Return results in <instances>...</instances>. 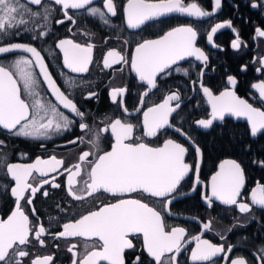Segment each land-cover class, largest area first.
I'll list each match as a JSON object with an SVG mask.
<instances>
[{
    "label": "snow or ice",
    "instance_id": "1",
    "mask_svg": "<svg viewBox=\"0 0 264 264\" xmlns=\"http://www.w3.org/2000/svg\"><path fill=\"white\" fill-rule=\"evenodd\" d=\"M93 4L94 0H50L48 4L44 0H0V56L17 52L27 54L18 56L10 63H0V130L16 137L39 139L53 130L66 131L76 124L82 135L68 140L67 144L79 145L83 142L89 145L87 150H81L76 162L68 166L56 156L48 160L37 158L31 164H3V174L8 182L0 184V191L13 198V207L6 219H0V264H29V261L30 264H52L51 255L31 258L29 245L35 242L41 247L45 246L44 237L51 233L43 224L30 220L25 211V205H32L36 193L45 184L60 187L55 183L56 176H52L51 181L41 179L51 172L67 174L65 190L74 201L98 200L105 195L113 199L110 203H94L91 209L75 220L63 223L62 231L51 234L53 239L71 237L93 241L84 245L82 254L77 243H70L67 250L72 254V264H180L179 257L186 251L192 264H264V245L252 253L253 260L233 258V245L225 247L214 244L202 239V234L189 238L184 227H170L165 222L164 213L171 215L170 206L177 197L190 194L179 191L182 182L191 175V192H195L201 184V148L182 127H176L170 120L181 106L179 91L169 92L161 103L147 107L142 112L139 124H133L124 116H106L102 126L93 129L85 121V113L67 92V89L78 86L75 80L65 79L66 90H62L37 47L28 43L5 42L10 32L17 36L21 31L37 32V22L41 19L44 23L39 24V28L43 30L39 31L38 36L32 35V39L47 36V22L57 8L73 25L76 21L68 14L69 9H86L89 15L99 17L107 25V17H115L120 7L116 0H101V6ZM213 5V12H209L196 2L185 4L184 0H126L123 15L128 29H141L150 21L174 13L197 19L209 17L221 8V0H213ZM250 7L264 11V0H250ZM55 22L63 24L65 21L60 19ZM222 28H232L236 33L231 46L238 50L242 41L231 21L212 26L206 34L208 44L219 47L213 37ZM69 31L72 29L69 28ZM255 33L257 37H264L261 28H256ZM197 38L198 31L191 25L174 27L156 39L137 42L130 60L121 52L108 50L103 65L108 68L114 63L130 64L131 70L148 90L157 89L158 77H167L172 71L188 75L187 69L177 66L180 61L194 58L206 66L209 58L197 46ZM54 47L62 54L63 67L71 73L89 71L93 44L82 45L73 39H60ZM49 52L56 55L54 50ZM108 58H111V62ZM260 64L264 67V58L260 59ZM241 70L246 71L247 66H242ZM61 75L64 73L61 72ZM41 78L55 102L42 95ZM198 82L211 106V112L209 118L195 121L196 125L209 129L214 121L223 122L226 116H231L244 118L252 137L264 135V110L236 94L237 81L233 76L227 77L231 88L219 95H214L202 81L192 83ZM252 87L264 99V82ZM126 92L124 87L113 88L110 99L122 113L130 116L123 99ZM95 96L96 92L89 91L84 98L92 99ZM147 96L148 91H144L139 101L141 107ZM173 101L176 102L174 106ZM61 108L78 120L70 118ZM138 128L141 130L139 135ZM166 129H174L192 144L196 157L194 164L185 159L188 149L173 139H165L158 146L146 142L145 138L157 137ZM104 139H110L109 149L103 147ZM4 146L5 141L0 140V149ZM3 155L0 153V156ZM252 163L264 168V160L254 159ZM245 184L242 164L235 159H225L211 176V195L203 192L201 198L209 209L218 201L223 205L235 206L243 214L252 212L253 206L264 210V183L257 182L251 189L247 197L249 202H244ZM48 194L47 191L42 193L45 197ZM60 211L66 209L60 208ZM31 214L36 216L34 207ZM202 226L205 231L213 230L211 221L203 222ZM221 239L225 237L221 236ZM193 241L195 247L189 250L187 245Z\"/></svg>",
    "mask_w": 264,
    "mask_h": 264
},
{
    "label": "flooded vegetation",
    "instance_id": "2",
    "mask_svg": "<svg viewBox=\"0 0 264 264\" xmlns=\"http://www.w3.org/2000/svg\"><path fill=\"white\" fill-rule=\"evenodd\" d=\"M44 2L48 4L50 0H44ZM116 2L120 6L118 14L115 17L109 15L107 17L109 24L107 25L103 24L99 17L89 15L86 9H69L68 14L76 21L73 25L57 8L47 22V36L32 39V35L38 36L39 31L43 30L39 28V24L44 23L41 19L37 22V32L21 31L18 36L14 32H10L5 42L28 43L37 47L45 57L49 71L62 90H66L65 79L75 80L78 86L67 89V92L70 93V98L77 103L80 110L85 113V121L93 129L102 126V121L106 116L114 118L124 116L133 124H139L142 121V112L147 107L161 103L169 92L179 91L181 106L172 114L170 120L176 127H182L183 131L188 133L201 148L203 153L199 173L201 184L197 186L195 192H191V175L182 182L179 191L190 194L177 197L170 206L171 215L164 213L165 222L170 227H184L189 238L202 234V239H207L214 244H222L225 247L233 245V258L244 257L247 260H253L252 253L260 245H264V210L253 206L252 212L243 214L235 206L223 205L218 201L209 209L201 198V194L207 192L208 195H211L210 180L218 170L219 163L225 159H235L242 164L245 170L244 202H249L247 197L251 189L257 182L264 183V168L252 163L254 159L264 160V135L258 134L256 137H252L249 134L247 121L235 117H225L223 122L214 121L213 126L209 129H203L196 125L195 121L209 118L211 106L202 95L200 83L193 84L192 82L202 81L203 85L209 87L214 95H219L220 92L231 88V85L227 83V77L233 76L237 81L234 89L236 94L254 107L264 110V99H261L259 92L252 87L253 84L264 82V67L260 64V59L264 58V37H257L255 33L256 28L264 30V11L259 8H251L250 0H221V8L209 17L197 19L174 13L162 17L160 20L150 21L141 29H128L123 15V5L126 4V0H116ZM190 2H196L203 9L213 12V0H184L185 4ZM92 6H101V0H94ZM60 19L65 22L57 24L55 21ZM227 21H231L242 41L238 50L231 46L236 36L232 28H222L214 35V43L219 47H213L206 40V34L212 26ZM182 25H191L197 29V46L209 58L206 66L192 59L184 61L177 66L187 69V76L172 71L171 75L167 77H158V88L152 90H148L146 85L135 78L131 72L130 64L114 63L111 67H104L103 59L108 50L114 49L121 52L130 60L137 42L142 39H156L171 28ZM69 28L72 31H69ZM60 39H73L82 45L89 43L94 45L92 63L89 65L87 73H71L63 67L62 54L54 47ZM125 40L128 41L127 44L124 43ZM49 50H54L56 55H51ZM20 55L27 54L19 52L6 54L0 56V63H10ZM108 59L111 62V58ZM244 65L247 66L246 71L241 70ZM36 71L38 74V69ZM201 71H203L202 76ZM61 72L64 73L63 76ZM119 87L127 89L123 99L131 113L130 116L122 113L117 104L110 99V91ZM40 91L43 96L53 99L46 85L43 84L42 78ZM89 91L96 92L97 96L85 99L84 97ZM144 91H148V96L144 97L141 107L139 101ZM53 102H55L54 99ZM175 103V101L172 102L173 106ZM60 110L70 118L78 120V118L72 117V114L67 110L62 108ZM140 132L141 130L138 128L137 135ZM81 135L76 124L66 131L56 132L53 130L49 132L48 136L39 139L16 137L5 130H0V140L5 141V146L0 149V153L4 154L0 156V184L8 182L3 174L5 162L31 164L37 158L48 160L50 157L56 156L58 159L64 160L65 166L75 163L81 150H87L89 145L83 142L79 145H69L67 141ZM165 139H173L184 145L188 149L186 161L190 164L195 163L194 147L174 129H166L157 137L145 138L146 142L153 146L162 145ZM227 141H232V147L227 145L229 146L228 151L221 150L222 145ZM215 143H219L221 147L215 148ZM103 147L110 148V139L103 140ZM34 175L38 174L34 173ZM66 175L51 172L48 177L41 178L51 181V177L56 176L55 183L60 187L53 188L51 183L45 184L36 193L32 205H25V211L30 220L43 224L51 234L62 231L63 223L75 220L80 214L91 209L94 203L98 205L99 201L113 202V199L106 195L100 196L98 200L84 202L72 200L65 190ZM44 191L49 193L47 197L42 195ZM12 207L13 198L0 191V219H6ZM33 207L36 210V216L31 214ZM60 208H64L66 211H60ZM207 221L212 222V231L203 229L202 224ZM230 228L231 231H229ZM51 234L45 235V246L41 247L35 242L29 245L28 250L31 253V258H43L45 255H51L53 257L52 264H72V254L67 250L70 243H77L78 250L82 254L84 245L93 242L84 238L71 237L53 239ZM221 236L225 239H221ZM193 247H195L194 241L187 245L189 250ZM179 260L180 264H192L188 251L183 252Z\"/></svg>",
    "mask_w": 264,
    "mask_h": 264
},
{
    "label": "trees",
    "instance_id": "3",
    "mask_svg": "<svg viewBox=\"0 0 264 264\" xmlns=\"http://www.w3.org/2000/svg\"><path fill=\"white\" fill-rule=\"evenodd\" d=\"M232 141H227V143L223 144L222 147H221V145H219V143H215V148H220L221 147V150L228 151L229 146L232 147L231 146ZM227 145H229V146H227Z\"/></svg>",
    "mask_w": 264,
    "mask_h": 264
},
{
    "label": "water",
    "instance_id": "4",
    "mask_svg": "<svg viewBox=\"0 0 264 264\" xmlns=\"http://www.w3.org/2000/svg\"><path fill=\"white\" fill-rule=\"evenodd\" d=\"M189 59H192V60H194V61H196V62H200V61H197V60H195L194 58H188V59H186V60H183V61H180L179 62V64L180 63H182V62H184V61H187V60H189ZM131 72H132V74L135 76V78L139 81V79H138V77L136 76V74H135V72H133L132 70H131ZM140 82V81H139ZM141 83V82H140ZM202 95H203V92H202ZM203 97L206 99V101H207V97H205L204 95H203ZM226 117H231V116H226ZM240 119H243V120H245L244 118H240Z\"/></svg>",
    "mask_w": 264,
    "mask_h": 264
}]
</instances>
